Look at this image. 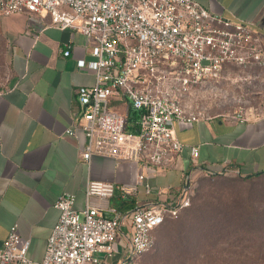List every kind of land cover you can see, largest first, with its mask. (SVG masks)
<instances>
[{
    "label": "built area",
    "instance_id": "built-area-1",
    "mask_svg": "<svg viewBox=\"0 0 264 264\" xmlns=\"http://www.w3.org/2000/svg\"><path fill=\"white\" fill-rule=\"evenodd\" d=\"M0 13L49 14L52 25L94 41L93 59L78 60L95 74L93 85L77 88L78 119L87 138L82 158L88 162L109 156L151 173L175 164L186 148L175 124L205 117L183 104L192 89L221 79L232 67L264 70V39L255 23L214 13L197 0H0ZM68 47L65 55L71 54ZM130 108L141 112L136 133L127 130ZM190 152L196 160L199 147ZM198 171L218 173L213 164L184 173L181 188L164 198L145 173L131 183L90 180L81 210L75 195L63 192L43 259L28 256L31 239L14 224L0 248V264H143L155 247V230L191 205ZM141 190L156 198L127 211L110 202ZM127 226L129 245L118 256V238Z\"/></svg>",
    "mask_w": 264,
    "mask_h": 264
},
{
    "label": "crops",
    "instance_id": "crops-1",
    "mask_svg": "<svg viewBox=\"0 0 264 264\" xmlns=\"http://www.w3.org/2000/svg\"><path fill=\"white\" fill-rule=\"evenodd\" d=\"M197 1L214 13L254 22L264 39V0ZM0 34L7 63L6 73L0 74V248L17 224L20 234L31 239L28 256L41 261L60 216L55 206L59 196L74 194L75 207L83 209L90 180L131 183L138 173H145L164 198L181 188L184 173L207 165L236 176L264 171V114L176 123V134L186 148L175 164L155 173L109 156L94 155L88 162L82 158L87 138L78 119L77 88L93 85L95 74L81 69L78 60L93 59L94 41L52 25L49 14L0 13ZM68 45L71 54L65 55ZM191 146L199 147L196 160ZM197 176L199 181L206 175L198 171ZM130 196L139 203L156 198L142 190ZM129 238V227H123L118 256L127 250Z\"/></svg>",
    "mask_w": 264,
    "mask_h": 264
},
{
    "label": "trees",
    "instance_id": "trees-1",
    "mask_svg": "<svg viewBox=\"0 0 264 264\" xmlns=\"http://www.w3.org/2000/svg\"><path fill=\"white\" fill-rule=\"evenodd\" d=\"M140 116L139 110L129 109L128 131H138ZM219 176L227 175L216 173L204 177L214 179ZM263 176L264 171L238 176V179L250 181ZM230 195L229 201L223 204L212 201L189 208L193 204L194 194L191 205L185 209L188 214L186 220H177L180 215L176 218V222L180 224L164 228L159 239H156V232L167 220L155 230L156 242L153 250L149 252L152 253L151 257L163 260L166 257V262L264 264V191L248 190L244 193L233 192ZM137 202V198L132 196H116L112 205L127 211L134 208ZM259 235V240L249 239Z\"/></svg>",
    "mask_w": 264,
    "mask_h": 264
},
{
    "label": "rangeland",
    "instance_id": "rangeland-1",
    "mask_svg": "<svg viewBox=\"0 0 264 264\" xmlns=\"http://www.w3.org/2000/svg\"><path fill=\"white\" fill-rule=\"evenodd\" d=\"M4 47V39L0 34V74H5L7 71ZM183 104L188 110L201 113L205 116H229L238 113H242L243 115L264 114V70H256L255 72L229 70L221 79L209 82L202 87L193 88L186 96ZM121 109L124 110L125 108ZM248 190L263 192L264 176L250 181H242L236 175L219 176L214 179L201 177L195 191L193 204L189 208H193L199 203L212 201L216 204H223L231 198L230 193H244ZM187 215L185 210L177 220H186ZM174 224L178 226L180 223H177L176 219H168L157 230L156 239H159V236L163 235L164 228L170 225L173 226ZM260 236L249 239L259 240ZM151 254L146 255L143 264H217L166 262V257H164V260L160 258L153 259Z\"/></svg>",
    "mask_w": 264,
    "mask_h": 264
}]
</instances>
